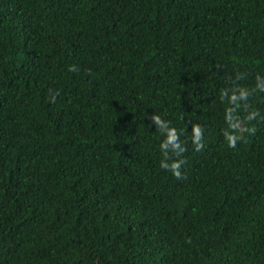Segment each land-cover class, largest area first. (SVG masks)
<instances>
[{
    "label": "trees",
    "instance_id": "16d2710c",
    "mask_svg": "<svg viewBox=\"0 0 264 264\" xmlns=\"http://www.w3.org/2000/svg\"><path fill=\"white\" fill-rule=\"evenodd\" d=\"M0 264H264V0H0Z\"/></svg>",
    "mask_w": 264,
    "mask_h": 264
},
{
    "label": "clouds",
    "instance_id": "9594fccd",
    "mask_svg": "<svg viewBox=\"0 0 264 264\" xmlns=\"http://www.w3.org/2000/svg\"><path fill=\"white\" fill-rule=\"evenodd\" d=\"M241 95H244V93L242 92ZM152 120L156 124L160 125L163 130L166 131V136H165V139L161 142V147L162 148L171 147L172 149L176 151H182L179 141L177 140L176 130L171 127L166 128L165 127L166 121H163L159 115H153ZM193 134H194V139L198 140L199 139V126L198 125H193ZM229 142L234 143L235 142L234 138L230 136ZM161 163L163 164V161ZM178 164H179V161H175L171 165V167L173 168L174 174L176 175H179Z\"/></svg>",
    "mask_w": 264,
    "mask_h": 264
}]
</instances>
